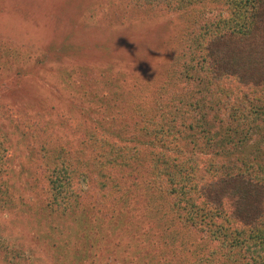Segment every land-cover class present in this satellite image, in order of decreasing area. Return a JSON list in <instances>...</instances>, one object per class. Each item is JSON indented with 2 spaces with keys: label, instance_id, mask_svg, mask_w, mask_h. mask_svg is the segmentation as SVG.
I'll list each match as a JSON object with an SVG mask.
<instances>
[{
  "label": "trees",
  "instance_id": "trees-1",
  "mask_svg": "<svg viewBox=\"0 0 264 264\" xmlns=\"http://www.w3.org/2000/svg\"><path fill=\"white\" fill-rule=\"evenodd\" d=\"M111 3L113 12L121 5L130 14L186 13L181 48L157 83L130 82L111 65L99 74L81 70L72 92L74 73L59 72L70 88L63 105L89 96L90 114L79 121L51 107L32 120L29 137L43 143L31 151V203L17 199L43 220V231L32 235L29 255L51 264H264V0ZM56 16L43 14L44 36L66 40L61 51L75 48L85 27L93 32L73 14L70 27L53 30ZM5 41L2 65L18 66ZM94 45L105 48L101 37ZM256 137L258 150L245 153ZM2 201L0 211L12 213L11 201ZM165 233L181 240L178 247L162 240ZM10 256L4 264H24L19 253Z\"/></svg>",
  "mask_w": 264,
  "mask_h": 264
},
{
  "label": "rangeland",
  "instance_id": "rangeland-1",
  "mask_svg": "<svg viewBox=\"0 0 264 264\" xmlns=\"http://www.w3.org/2000/svg\"><path fill=\"white\" fill-rule=\"evenodd\" d=\"M17 3L22 4L24 9L21 18L17 15ZM77 3V8L83 9L81 13H77L73 7V4ZM110 4L111 0H0V41L5 39L9 47L12 50L15 48L19 54L18 66L9 68V62L2 65L4 62L0 61V184L3 191L2 194L0 191V205L5 204L3 199L10 200L13 205L12 213L7 210L0 211V253L4 255L0 256V264H4L3 259L8 260L11 253L22 255L24 264L52 263L47 256L40 255L39 259L37 254L29 255L31 237L36 231H43V220L38 215L29 213L26 207L28 204L23 205L17 196L24 197L28 202V199H31L26 192L33 168L31 151L33 148L39 149L43 143L42 140L38 142L29 137L31 133L35 134L32 132V120L35 121L39 113L48 114L51 107L56 109L54 113L58 111L66 115L72 114V118L79 121L83 120L84 115L90 114L85 110L89 104V96L84 102L69 98L66 106L63 105L62 100L68 97L70 88L69 82L67 84L58 79L59 72L74 73L72 78L75 85L71 84L73 87L78 84L77 76L81 70H96V74H99L111 65L112 72L121 69L127 74V80L130 82L133 77H138L149 83H157L165 73H171L168 68L172 65L171 57L181 48L179 36L183 30L186 13L142 11L130 14L131 8L121 5V10L113 12ZM85 7L87 11H84ZM45 12L57 15L51 20L53 30L63 32L68 25L70 27L72 18L69 16L73 14L76 25L85 22L93 32L84 34L87 31L85 27L75 39L76 47L61 51L59 48L64 46L66 40L61 39L59 42L56 39L60 44H52L53 42H49L44 36L50 32L44 27ZM212 13L216 11L209 14ZM34 16L37 21L31 20ZM17 18H20L21 23L17 22ZM18 29L22 32L20 37L13 38L11 31L16 32ZM35 34L37 36L34 38ZM50 35L57 37L52 33ZM57 35L60 33L57 32ZM92 35L101 37L108 50L104 51L105 48H98V45L88 48V44L92 45L94 41ZM36 61L39 62L38 66L31 68ZM75 90L76 87L72 92ZM47 140L52 142V145L57 141L48 138ZM260 142L262 140L258 137L248 139L244 152L255 153ZM3 207L7 208L6 204ZM176 237L171 239L165 233L162 240H169V246L172 240H175L172 245L178 247L177 244L181 240L177 241ZM156 240L158 239L153 241V246L160 245ZM169 249L171 250V247Z\"/></svg>",
  "mask_w": 264,
  "mask_h": 264
}]
</instances>
